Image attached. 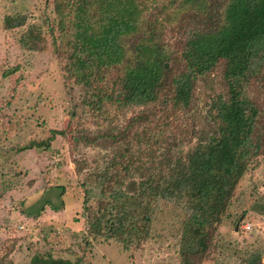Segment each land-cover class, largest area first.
Instances as JSON below:
<instances>
[{
	"label": "trees",
	"instance_id": "obj_1",
	"mask_svg": "<svg viewBox=\"0 0 264 264\" xmlns=\"http://www.w3.org/2000/svg\"><path fill=\"white\" fill-rule=\"evenodd\" d=\"M45 2L55 17L51 47L65 61L63 72L85 90L88 109L108 119L125 107L141 108L116 131L72 138L75 144L105 141L112 149L80 186L83 212L94 201L99 215L87 221L89 228L103 221L109 239L126 233L143 241L149 218L143 215L136 228L127 208L160 192L184 209L180 264H201L248 162L264 155V0ZM37 33L27 30V41L34 43ZM217 69L223 92L211 105L218 126L199 131L194 149L183 153L187 142L174 117L192 107L196 81ZM55 135L63 133L50 130L46 140L21 150L46 149ZM79 260L33 255L28 264ZM244 264H262L260 254Z\"/></svg>",
	"mask_w": 264,
	"mask_h": 264
},
{
	"label": "rangeland",
	"instance_id": "obj_2",
	"mask_svg": "<svg viewBox=\"0 0 264 264\" xmlns=\"http://www.w3.org/2000/svg\"><path fill=\"white\" fill-rule=\"evenodd\" d=\"M54 28L52 6L45 0H0V260L28 264L37 255L81 264H180L184 209L160 192L140 207L127 208L136 228L143 215L149 218L143 241L126 233L109 239L103 221L99 229L89 228L87 221L99 215L94 201L83 212L80 186L112 149L105 141L75 144L72 138L116 131L141 108L125 107L108 119L90 111L85 90L63 72L65 61L51 47ZM27 30L38 32L34 43L27 41ZM164 41L172 50L168 32ZM10 69L14 73L3 77ZM222 86L220 69L198 79L192 107L176 113V131L187 142L183 153L194 149L199 131L218 126L211 102ZM50 130L63 135H55L46 149L21 150L46 140ZM253 253L264 264V155L248 162L201 264H244Z\"/></svg>",
	"mask_w": 264,
	"mask_h": 264
},
{
	"label": "built area",
	"instance_id": "obj_3",
	"mask_svg": "<svg viewBox=\"0 0 264 264\" xmlns=\"http://www.w3.org/2000/svg\"><path fill=\"white\" fill-rule=\"evenodd\" d=\"M244 228H245V229H248V225H244Z\"/></svg>",
	"mask_w": 264,
	"mask_h": 264
}]
</instances>
